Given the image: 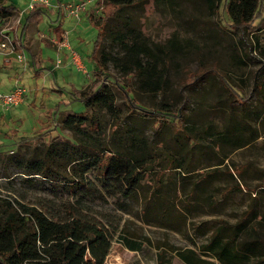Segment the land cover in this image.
Wrapping results in <instances>:
<instances>
[{
    "label": "rangeland",
    "instance_id": "1",
    "mask_svg": "<svg viewBox=\"0 0 264 264\" xmlns=\"http://www.w3.org/2000/svg\"><path fill=\"white\" fill-rule=\"evenodd\" d=\"M46 1L44 5L52 11L69 0ZM137 1L135 7L122 13L119 22L107 24L100 44V51L110 59L104 66L109 77L104 78L97 74L98 69H75L54 44L46 21L25 25L28 11L23 9L28 0H8L6 4L16 9L0 16V27L12 33L15 50L24 53L26 61L5 63L0 56V91L18 84L25 95L19 106L4 112L0 109V200L14 206L40 205L58 214L72 209L96 219L111 235L103 264H115V257L123 264H183L175 250L198 252L222 223L234 227L250 209L256 219L248 227L260 221L257 230L264 235L260 220L264 188L258 187L264 183V29L248 38L232 31L222 19V2L213 13L203 0ZM99 16V6L89 8L85 31L71 28L70 20L63 16L68 39L88 68ZM127 30L151 49L144 62L154 68L156 76L165 78L161 91H142L138 76L123 73L121 63L126 57L117 44V34ZM199 59L220 73L223 84L217 76L206 75L194 87H184L189 72L202 70ZM97 80L108 86L113 98L112 114L102 108L88 109L99 122L100 138L107 139L110 151L145 169L128 195L108 192L97 171L81 174L70 162V152L60 151L78 138L74 131L57 126L51 134L46 130L37 139L38 130L52 124L53 110L59 103V109H83L68 91L88 93ZM115 83L139 108L181 110L185 128L169 121L159 123L160 115L145 118L134 113ZM21 138L31 139L22 142ZM53 148L59 155L51 161L47 154ZM38 156L48 169L29 174L27 162ZM170 158L188 172L165 169ZM239 167H244L239 175H230ZM58 173L72 175V181H59ZM157 178L161 185L155 190ZM236 185L243 189L235 190ZM232 232L225 230L222 239ZM122 238L140 242L141 250H128ZM201 258L219 264L210 256ZM251 262L239 257L231 264ZM16 263L26 261L18 259Z\"/></svg>",
    "mask_w": 264,
    "mask_h": 264
},
{
    "label": "trees",
    "instance_id": "2",
    "mask_svg": "<svg viewBox=\"0 0 264 264\" xmlns=\"http://www.w3.org/2000/svg\"><path fill=\"white\" fill-rule=\"evenodd\" d=\"M203 1L213 13L218 11L222 2V19L228 22V27L232 31H237L242 37L254 36L264 29V0ZM6 3L8 0H0V16H8L16 9ZM137 4V0H106L103 3H98L100 16L98 24L95 25L97 35L90 57L87 58L89 60V68L86 65L87 69H98L97 74L103 75L104 78L109 77L104 72V66L110 59L100 51V44L105 35L107 24L109 21L119 22L122 13ZM63 16L60 6L50 11L44 4L34 3L33 8L26 14L24 22L25 25H29L46 21V26L51 31L53 38L60 40ZM117 37L119 39L117 44L126 57L125 62L121 63L123 73H133L138 76L142 81V91L158 92L164 89L165 78H162L160 74L156 76L154 68L148 67L144 62V58H150L151 49L149 46L139 41L132 30H127L124 34H117ZM14 44H16L15 41ZM112 61L119 62L120 60L113 58ZM198 62L203 67L202 70L189 72L183 80L184 87L189 89L194 87L206 75L217 76L223 84V78L214 67L202 65L201 59ZM115 84L116 87L122 89L119 83ZM122 92L128 98L129 93L123 89ZM231 92L236 97L238 96L234 91ZM68 93L72 101H78L83 109L78 112L59 109V103L53 110L52 124H49V127L45 129L38 130L37 139L41 138L44 135L42 133L46 130L51 134L57 126L74 131L78 138L74 143L68 142V147L62 148L60 151L63 154L70 152L69 155L72 158L70 162L77 165L81 174L91 169L97 171L98 175L103 178V186L110 189L108 192L114 193L113 190H115L122 195H128L129 190L136 185L137 177L145 169L140 164L135 165L130 158L110 151L107 139H101L99 136V122L93 117V114L88 113V109L102 108L112 114L113 98L108 91V86L103 81L98 82L97 80L88 93H79L76 90H70ZM235 101L237 100H233V103ZM128 103L133 112L141 117L160 115L159 123L169 121L179 129L185 128L181 110L174 112L168 110L148 111L139 108L130 98H128ZM69 104L70 102L64 105ZM187 138L190 139L189 136ZM25 139L21 138L20 141L23 142ZM57 139L59 138L57 137ZM192 145H196L193 140ZM47 155L53 161L54 156L59 155V150L53 148ZM37 158V160L32 158L27 162L29 166L26 172L29 174H40L47 171V163L41 159V156ZM178 168H181V173L188 172L187 168L178 166L173 158H170L165 166L167 170ZM243 170L244 167L232 169L230 175H239ZM56 176L61 182L70 183L72 181V175L58 173ZM160 185V179L157 178L154 189H159ZM258 187L264 188V183ZM234 189L242 190L243 186L236 185ZM255 219L256 215L250 209L236 226L222 223L221 228L214 232L210 240L197 248L198 252L186 249L175 250L174 253L183 264H209L201 256H210L219 264H231L239 257L252 261L251 264H264V235H261L257 230L261 222L248 227V224ZM260 220L264 222V215L260 216ZM227 229H232L233 232L229 238L223 240V232ZM237 239H239L238 242H236ZM110 241L111 235L104 225L96 219L89 218L72 209H67L65 214H58L57 212L52 213L40 205L16 203L14 206L10 201L0 200V264H7L6 260L11 261V264H17L18 259L26 261V264H103L109 254ZM122 242L130 251L139 252L141 250L140 242L128 238H122ZM114 261L115 264H123L118 257H115Z\"/></svg>",
    "mask_w": 264,
    "mask_h": 264
},
{
    "label": "built area",
    "instance_id": "3",
    "mask_svg": "<svg viewBox=\"0 0 264 264\" xmlns=\"http://www.w3.org/2000/svg\"><path fill=\"white\" fill-rule=\"evenodd\" d=\"M34 3L46 4V0H28L24 12L30 11L33 8ZM98 3H103V0H70L61 4L64 18L71 20L74 25H78L83 17L86 15L90 7L99 6ZM100 10V7H99ZM27 13V12H26ZM2 17H0L1 22ZM54 44L64 54V57H68L71 65L78 71H85V60L80 54L73 48L68 39L67 31L63 28L60 40L54 39ZM0 56L5 63L16 61L18 64L26 61L24 53H17L15 50L14 39L11 32H7L6 29L0 27ZM60 63V59L57 60V65ZM25 90L18 84H13L9 90L5 92L0 91V109L8 111L22 103Z\"/></svg>",
    "mask_w": 264,
    "mask_h": 264
},
{
    "label": "crops",
    "instance_id": "4",
    "mask_svg": "<svg viewBox=\"0 0 264 264\" xmlns=\"http://www.w3.org/2000/svg\"><path fill=\"white\" fill-rule=\"evenodd\" d=\"M70 1V0H69ZM66 2V1H65ZM87 21H86V15L83 17V19L81 20V22L78 24V25H74V23L70 20V23H69V25H70V27L71 28H74L75 27V29H79V30H81V31H85L86 29H87V27L88 26H84V24L86 23ZM62 28H63V26H62ZM10 89V87H8L7 88V90H9ZM6 90V91H7Z\"/></svg>",
    "mask_w": 264,
    "mask_h": 264
}]
</instances>
